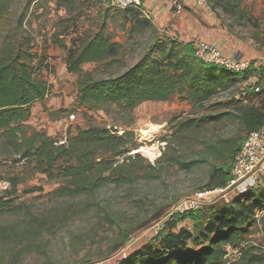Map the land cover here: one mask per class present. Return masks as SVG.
I'll return each mask as SVG.
<instances>
[{
    "label": "rangeland",
    "instance_id": "374dc122",
    "mask_svg": "<svg viewBox=\"0 0 264 264\" xmlns=\"http://www.w3.org/2000/svg\"><path fill=\"white\" fill-rule=\"evenodd\" d=\"M103 1L64 0L59 4L58 0H8L10 10L0 22V45L11 44L13 35L20 37L27 31L34 38L35 51L47 50L49 69L44 70L43 78L51 87L50 99L35 115L40 117L45 112L46 128L54 127L62 119L66 131L71 128L75 132L78 127L90 125L114 127L120 134L125 129L132 130L140 145L129 155H141L145 169H150L146 168L147 164L155 165V173L120 186L110 183L94 195L68 196L62 192L61 178L52 179L40 173L33 162L21 159L6 135L0 134V177L16 183V188L11 189L13 204L0 208V264H98L103 261L117 264L127 252L156 235L155 223L171 219L167 215L180 200L211 190L208 181L213 168L225 163L230 166L233 155L250 132L239 116L242 107L257 102L245 91L254 85L257 73L264 75V65L258 63L251 71L239 74L241 84L201 106L193 105L179 94L167 102L146 101L133 110L116 104L98 109L80 105L79 75L69 73L65 63L67 52L60 45L72 47L80 37L90 35L103 25L101 14L109 13V8L101 5ZM247 3L260 20V29L235 26L233 31L251 43L255 60L263 61L264 0H247ZM111 9L119 11L117 18L109 19L108 15L104 21L108 36L124 46L120 61L86 64L84 75L118 76L149 54L160 55L159 48L153 49L159 41L154 32H132L131 23H124L125 9ZM227 20L226 24L231 23ZM263 75L259 77L264 82ZM52 101L54 105L50 106ZM187 121H193L196 126L173 134L175 124ZM66 131H57L54 137L64 143ZM168 141H172L168 155H178L188 161L205 157L209 160L190 170L170 164L167 158L159 162ZM227 143H232L233 151L225 147L224 155L210 153L211 146ZM254 188L264 190V179ZM234 194L207 195L203 207L232 200ZM175 226L178 231L187 229L196 233L191 216L177 218ZM253 240L252 246L264 253V219ZM231 256L239 259L242 253L234 251Z\"/></svg>",
    "mask_w": 264,
    "mask_h": 264
},
{
    "label": "trees",
    "instance_id": "16d2710c",
    "mask_svg": "<svg viewBox=\"0 0 264 264\" xmlns=\"http://www.w3.org/2000/svg\"><path fill=\"white\" fill-rule=\"evenodd\" d=\"M58 1L62 4L64 0ZM207 1L219 17L224 15L225 21L227 18L231 21L227 24L232 30L235 26L260 29V20L247 0ZM9 10L8 0H0V22ZM141 10L134 6L125 8V22H131L132 32L149 30L156 33L153 23L144 17ZM13 36L11 44L0 45V134L9 138V145L21 159L33 162L40 173L52 179L61 178L64 183L62 192L68 196L94 195L110 183L120 186L142 175H154L155 165L147 164L146 168H150L147 170L141 155H129L140 145L132 130L125 129L120 134L114 127H78L75 132L69 129L65 142L60 143L46 130L33 129L28 125L33 105L45 100L51 92L49 83L43 78L44 70L49 69V55L47 50L43 53L34 50V38L27 31L26 35ZM158 39L153 49L159 48L160 55L149 54L124 73L106 78H95L92 73L83 74L86 64L120 61L124 46L108 36L105 24L90 35L80 37L78 44L76 42L72 47L61 43L67 52L69 73L79 75L80 105L98 109L116 104L133 110L146 101L167 102L179 94L193 105L201 106L243 82L239 76L242 72L228 70L197 57L194 43L164 37ZM260 74L263 75L262 72ZM259 85L262 87L260 91L250 87L245 91L257 102L240 110L239 118L250 132L264 124L262 77ZM192 122L175 124L173 134L196 126ZM168 142L159 162L167 158L170 164L190 170L209 160L205 157L188 161L178 155H168L172 141ZM225 147L229 151L234 149L232 143L213 145L210 153L224 155ZM122 158L123 162L120 161ZM230 177L231 165L225 163L214 167L208 187L222 188ZM14 186L16 188V183H12V188ZM13 195L14 191L9 190L0 197V208L12 205ZM262 213L264 190L253 188L232 200L181 216H191L196 233L187 229L178 231L175 226L177 219L169 221L163 231L153 235L150 241L128 253L117 264H264V253L249 241ZM230 248L239 250L242 257L230 260Z\"/></svg>",
    "mask_w": 264,
    "mask_h": 264
},
{
    "label": "crops",
    "instance_id": "0c3cea01",
    "mask_svg": "<svg viewBox=\"0 0 264 264\" xmlns=\"http://www.w3.org/2000/svg\"><path fill=\"white\" fill-rule=\"evenodd\" d=\"M175 2L179 3L182 11L181 14L176 13V9L174 7ZM101 5L109 8V13L104 12L101 14L103 24H105L107 27V22L104 21L105 17L109 15V19H116V15L119 13V11L112 12L113 9L111 8L114 6L112 5L111 0H104ZM141 12L146 19H149L153 23L154 29L156 31L155 34L159 38L164 37L169 39H177L183 43L206 41L216 46L228 56H238L244 59L255 60L251 43L249 45L248 41L245 40V38L240 37L237 31L234 32L230 27H228V25L225 23L224 15L223 17H219L214 11H212L211 8L204 7L190 0H144ZM124 23H127L125 22V18ZM257 74L258 76L254 78L255 83L254 85H249L250 88L252 86L259 85L260 73ZM49 99L50 94L47 95L45 100L37 102L33 105L32 116L27 124L33 129H43L46 130L49 135L55 136L57 131H66L64 120L61 119L54 123V127L46 128L43 121L45 112L42 113L40 117H35L39 109L43 108L42 104L47 105ZM51 105H54V101L50 103V106ZM47 111H50V109ZM50 112H52V110ZM38 120L39 122L37 123ZM48 123L50 122L48 121ZM68 130L65 132V134L68 132ZM215 204L218 203H213V205ZM206 206H210V204H207ZM260 216V220L255 225L253 232L249 237V241H252L254 244L255 241L253 238L257 235L258 228L263 226L264 213H262Z\"/></svg>",
    "mask_w": 264,
    "mask_h": 264
},
{
    "label": "built area",
    "instance_id": "2783aa9c",
    "mask_svg": "<svg viewBox=\"0 0 264 264\" xmlns=\"http://www.w3.org/2000/svg\"><path fill=\"white\" fill-rule=\"evenodd\" d=\"M198 3L204 7L210 8L207 0H190ZM114 7L125 9L127 7H139L142 8L144 0H111ZM177 14H181V7L178 2L174 5ZM195 54L200 59L215 63L228 70L235 72L245 73L249 71L255 63L259 66L264 65V60L257 59L250 60L244 59L238 56H228L224 54L220 49L211 43L206 41H197L194 43ZM261 85L252 86L251 89L255 91L261 90ZM73 118L74 115H71ZM162 154L160 150V155ZM159 155V156H160ZM158 158V157H157ZM264 179V124L257 130H253L248 133L241 143L240 148L235 153L231 164V177L226 186L217 189L207 190L205 192H198L191 197L180 200L169 211V220H175L177 217L185 216L190 213L198 212L206 203V196L220 192L225 195L235 193V195L247 192L254 187H257ZM12 182L9 179L0 177V197L7 191L11 190ZM224 195V196H225ZM261 215V214H260ZM259 215V220L261 216ZM169 220L163 219L155 223L153 232L155 234L163 231ZM239 252L234 250L233 252ZM230 251L228 257L230 260H236L233 258ZM127 255L125 254L124 257ZM98 264H111L110 262L103 261Z\"/></svg>",
    "mask_w": 264,
    "mask_h": 264
},
{
    "label": "bare ground",
    "instance_id": "6f19581e",
    "mask_svg": "<svg viewBox=\"0 0 264 264\" xmlns=\"http://www.w3.org/2000/svg\"><path fill=\"white\" fill-rule=\"evenodd\" d=\"M152 131V130H151ZM158 153V152H157ZM153 157V156H152Z\"/></svg>",
    "mask_w": 264,
    "mask_h": 264
}]
</instances>
